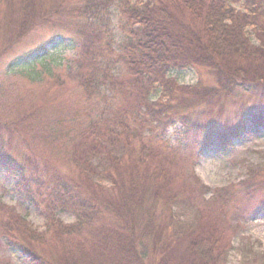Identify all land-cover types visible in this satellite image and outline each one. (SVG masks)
<instances>
[{"label":"trees","instance_id":"1","mask_svg":"<svg viewBox=\"0 0 264 264\" xmlns=\"http://www.w3.org/2000/svg\"><path fill=\"white\" fill-rule=\"evenodd\" d=\"M18 1L11 5L15 20L9 24L17 39L48 14L39 0ZM82 1L51 8L61 31L79 40L75 78L90 97L94 92L106 101L111 92L120 102L102 103L111 120L91 124L74 139L69 155L76 171L64 178L41 176L33 158L16 154L11 123L0 128V172L47 225L45 231L33 229L15 208L0 204L2 246L23 264H149L148 257L155 258L151 246L160 244L159 249H175L179 264H218L221 226L202 229L211 236L198 243L194 228L176 223L167 232L166 222L155 221L159 203L173 210L176 186L184 182L166 154L165 135L179 124L182 139L203 154L213 145L226 150L264 127V0H118L126 21L117 56L111 32L116 0ZM188 68L205 71L214 83L180 85L170 76ZM231 105L238 110L224 119ZM261 184L250 172L239 190L217 191L215 206L230 195L224 210L238 193L253 196ZM65 214L74 222L66 224ZM5 259L0 255V264H12ZM168 260L174 261V253Z\"/></svg>","mask_w":264,"mask_h":264},{"label":"rangeland","instance_id":"2","mask_svg":"<svg viewBox=\"0 0 264 264\" xmlns=\"http://www.w3.org/2000/svg\"><path fill=\"white\" fill-rule=\"evenodd\" d=\"M16 1L8 3L0 0V128L11 123L15 129L14 141L18 145L16 154L33 158L41 176L46 179L68 177L76 171L69 155L73 143L77 141L74 139H80L91 124L111 120L112 116L105 111L102 103L109 106L112 101L117 107L120 100L111 92L106 94V101L103 96L95 97L97 93L94 92L90 97L80 80L75 78L79 73L74 66L78 59L79 40L67 29L61 31L63 23L52 15L55 9L51 8L56 4L67 7L68 2L74 5L80 0H39L40 8L48 10L47 20L39 21L32 31L19 39L12 38V25L9 28L15 20L11 5L20 2ZM130 1L141 4L146 0ZM235 6L242 8L241 4ZM111 10V32L115 39L112 43L117 56L125 40L123 28L126 15L123 4L120 5L118 0ZM249 32L255 39L253 30L249 29ZM9 42L15 45L7 51ZM42 47L46 49L41 51ZM170 76L177 78L182 85H193L200 79L205 83H214L205 71L194 68L180 72L175 70ZM158 97L156 95L154 99ZM245 99L250 105L254 103V98L249 95ZM238 107H228L223 118L233 116ZM165 137L168 143L166 154L172 160L171 165L174 164L173 170L183 177L184 182L180 181L176 186L180 193L173 210H163L161 203L158 204L155 211L157 224L166 222L167 232H173L176 223L184 228H194L193 231L198 233L195 239L198 243L208 242L211 236L205 232L208 228L221 226L216 243L220 249L217 251L220 258H216L218 264H264V127L243 140H235L234 145L226 150L217 146L201 156L197 146L183 141L179 124L170 127ZM155 165L154 161L153 167ZM250 172L262 183L258 192L253 196L238 193L223 210V203L230 197L226 194L215 206L217 191L239 190ZM14 184L0 172V204L15 208L33 229L45 231L46 220L35 208L20 201L14 192ZM154 201L151 200L150 204ZM61 218L66 224L74 222V217L69 214ZM178 230H182L181 227ZM160 246L158 249L151 246L150 254L154 253L155 258L153 262L149 256V264H179V254L175 249H159ZM170 253H174V261L166 262ZM0 255L12 264H23L2 244Z\"/></svg>","mask_w":264,"mask_h":264}]
</instances>
